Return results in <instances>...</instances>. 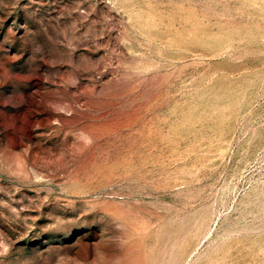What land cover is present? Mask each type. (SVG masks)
I'll return each mask as SVG.
<instances>
[{"label":"rangeland","instance_id":"1","mask_svg":"<svg viewBox=\"0 0 264 264\" xmlns=\"http://www.w3.org/2000/svg\"><path fill=\"white\" fill-rule=\"evenodd\" d=\"M232 263L264 264V0H0V264Z\"/></svg>","mask_w":264,"mask_h":264},{"label":"bare ground","instance_id":"2","mask_svg":"<svg viewBox=\"0 0 264 264\" xmlns=\"http://www.w3.org/2000/svg\"><path fill=\"white\" fill-rule=\"evenodd\" d=\"M170 250V249H169ZM233 264V263H232Z\"/></svg>","mask_w":264,"mask_h":264}]
</instances>
